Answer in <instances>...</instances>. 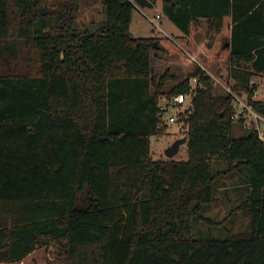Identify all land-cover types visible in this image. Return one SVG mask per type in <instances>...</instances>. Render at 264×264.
<instances>
[{
  "label": "trees",
  "instance_id": "obj_1",
  "mask_svg": "<svg viewBox=\"0 0 264 264\" xmlns=\"http://www.w3.org/2000/svg\"><path fill=\"white\" fill-rule=\"evenodd\" d=\"M80 1L0 0V263L56 245L65 264H264V139L252 127L234 138L245 122L210 74L228 66L218 77L264 118V0H162L175 39L131 34L135 11L159 0H104L94 35L76 25ZM205 32L203 67L157 77L153 52L186 57ZM23 55L35 71L18 69ZM179 94L189 160L154 161L159 103ZM224 177L248 193L215 221L203 213ZM197 222L225 236L196 238Z\"/></svg>",
  "mask_w": 264,
  "mask_h": 264
},
{
  "label": "rangeland",
  "instance_id": "obj_2",
  "mask_svg": "<svg viewBox=\"0 0 264 264\" xmlns=\"http://www.w3.org/2000/svg\"><path fill=\"white\" fill-rule=\"evenodd\" d=\"M63 0H45V3L49 7L56 8ZM104 0H81L80 6L77 14L76 25L79 30H85L89 28L96 27L98 24L102 23L105 20L104 14ZM163 1L159 0L153 8L140 9L138 8L133 16V21L131 24V34L136 39H148V38H158V37H169L175 39L180 36L182 33L178 27L173 24L163 13L162 10ZM160 15V19H157V16ZM155 22V23H154ZM203 26L207 29L206 21H202ZM97 32V31H96ZM95 32V33H96ZM207 34L206 32L199 35L197 38L198 46L194 53L187 55L182 58H172V59H159L158 53L153 52L154 57V69L157 77H161L166 71H171L173 75L178 77H186L195 67V65L204 66L203 58L199 60L198 55H201L202 48L206 42ZM25 54V53H23ZM196 57V61H193L192 64L188 62V59ZM18 69H28L29 71H35L34 66H26L25 55L21 56L19 59V64H17ZM228 66H216L210 70V74L213 75V79L217 78L221 80L218 76L225 75L227 73ZM215 80V79H214ZM256 83L259 85V90L257 91L254 99H264V75L259 77ZM193 88L195 83L193 82ZM174 83H169L167 86V91H170ZM218 91H221V88L218 87ZM222 92V91H221ZM245 104H248L249 98L247 94L240 96ZM172 99V98H171ZM168 96H163L159 105H165L166 102L170 101ZM190 101H188L187 107L189 106ZM235 110L238 111L236 103H234ZM176 114L173 108H169L168 115L174 116ZM253 114V115H252ZM245 112L243 121L245 126L241 123H235L233 126V135L235 139H238L244 134L245 128H255L259 131L264 139V121L261 120V116L253 113ZM184 116V115H183ZM182 118V117H181ZM264 119V118H263ZM165 123V122H164ZM162 126H166L165 132L161 135L150 137L151 145V158L154 161L161 162H171V163H182L189 160V151H188V137L187 129L184 125L183 120H180V115L177 117L175 123H165ZM178 140H183L184 143L180 145L177 153L169 158L166 155V151L174 145ZM227 192V193H225ZM248 193L247 188H245L238 178H235L234 181L228 180V178H222L218 182V188L216 190L217 202L212 205H207L204 211V216L211 218L215 221H223L227 215L230 214L232 207L238 205ZM247 215L243 214L235 219V225L233 230L236 233H242L246 231L248 225ZM227 227L232 226V224L226 225ZM193 234L196 238L212 237L220 238V236H225V233L222 231V227H217L213 231L210 230L208 225L203 224L202 222H197L193 226ZM224 238V237H222ZM5 264V263H0ZM19 264H65V259L62 257L58 251L56 245L50 246L48 249L43 248L38 250L35 254L25 259L22 263Z\"/></svg>",
  "mask_w": 264,
  "mask_h": 264
},
{
  "label": "built area",
  "instance_id": "obj_3",
  "mask_svg": "<svg viewBox=\"0 0 264 264\" xmlns=\"http://www.w3.org/2000/svg\"><path fill=\"white\" fill-rule=\"evenodd\" d=\"M157 19H160V15L157 16ZM191 60L196 61V57L191 58ZM214 79H215L217 85L221 86L228 94H230L233 97L234 103H236V105L238 107V111H236L232 117L233 121L239 122V121L243 120L244 119L243 114L245 112L251 113V114L254 112L251 105L249 103L245 104L244 101L242 100V98L238 94H236L230 86L224 84L221 80H219L217 78H214ZM193 82L196 84L197 80L196 79L191 80L192 88H193V84H192ZM254 83H255L254 81L251 82V85H253ZM193 90H194V88L192 89L191 93H193ZM256 93H255V95H256ZM188 99H189L188 95L179 94V95H175L169 102L167 101L166 102L167 104L162 105V106L159 105V110H160V115L162 117V120L165 123H175L177 121V117L181 113H183L184 111L185 112L187 111ZM170 107L173 108L176 112V114L174 116L168 115V110ZM190 113H191V111H190ZM261 120L264 121L263 118H261Z\"/></svg>",
  "mask_w": 264,
  "mask_h": 264
},
{
  "label": "water",
  "instance_id": "obj_4",
  "mask_svg": "<svg viewBox=\"0 0 264 264\" xmlns=\"http://www.w3.org/2000/svg\"><path fill=\"white\" fill-rule=\"evenodd\" d=\"M99 28H101L100 25H98V26H96V27H93V28H89V31H90V33H91L92 35H94L95 32H96L97 30H99ZM155 46H156V45H155ZM183 143H184L183 140H178V141H176V142L174 143V145L171 146V147L166 151V155H167V157L172 158V157L177 153V151L179 150L180 145L183 144Z\"/></svg>",
  "mask_w": 264,
  "mask_h": 264
}]
</instances>
